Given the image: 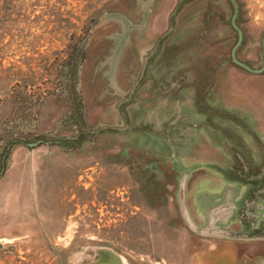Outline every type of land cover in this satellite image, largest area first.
<instances>
[{"label": "rangeland", "instance_id": "374dc122", "mask_svg": "<svg viewBox=\"0 0 264 264\" xmlns=\"http://www.w3.org/2000/svg\"><path fill=\"white\" fill-rule=\"evenodd\" d=\"M17 142L23 165L3 177ZM263 156L264 0H0V264L264 254L192 229L177 192L182 177L201 223Z\"/></svg>", "mask_w": 264, "mask_h": 264}, {"label": "flooded vegetation", "instance_id": "af4514ba", "mask_svg": "<svg viewBox=\"0 0 264 264\" xmlns=\"http://www.w3.org/2000/svg\"><path fill=\"white\" fill-rule=\"evenodd\" d=\"M240 166L249 175L235 177L237 188L229 192L226 190L219 200L210 203L207 218L204 217L201 223L193 220L182 201L183 178H180L177 189L179 208L181 216L192 229L210 236L264 240V156L260 165L246 160ZM260 256L259 261L264 264V254Z\"/></svg>", "mask_w": 264, "mask_h": 264}, {"label": "crops", "instance_id": "0c3cea01", "mask_svg": "<svg viewBox=\"0 0 264 264\" xmlns=\"http://www.w3.org/2000/svg\"><path fill=\"white\" fill-rule=\"evenodd\" d=\"M25 154V149L20 142L14 143L8 150V162L4 168L3 177L5 176H15V172L19 170V166L23 164L20 163L21 156ZM25 165V164H24ZM188 209V208H187ZM189 211V210H188ZM244 243L248 241H256L254 239L242 240ZM253 249V246H250L249 249L239 250V247H234L232 245H227L223 242L220 246H217L216 250L212 254L205 255L204 258L215 259L217 254H219V260L221 264H261L259 259L262 255L261 250H256L255 252H249ZM210 260V261H212ZM243 261V262H242ZM212 263V262H211ZM213 264V263H212Z\"/></svg>", "mask_w": 264, "mask_h": 264}, {"label": "trees", "instance_id": "16d2710c", "mask_svg": "<svg viewBox=\"0 0 264 264\" xmlns=\"http://www.w3.org/2000/svg\"><path fill=\"white\" fill-rule=\"evenodd\" d=\"M83 44H85V37H83L82 39H78L77 43L74 44L73 50L70 54V57L73 58V60L68 65V90L72 92L74 95H75V90H74L73 79H75V66H76V63L81 61L83 58ZM73 103H74L75 109H77V105H79L78 99H73ZM81 123H82V118L78 119V124L80 125ZM42 140H49L50 142H55V143H60V144L62 143L61 141H56L53 138H49V139L43 138ZM17 141H19V139H17ZM8 145L4 147L3 154H2L3 156H4V153H6L7 151V147H9ZM1 166H3L2 161L0 163V167Z\"/></svg>", "mask_w": 264, "mask_h": 264}, {"label": "water", "instance_id": "95a60500", "mask_svg": "<svg viewBox=\"0 0 264 264\" xmlns=\"http://www.w3.org/2000/svg\"><path fill=\"white\" fill-rule=\"evenodd\" d=\"M34 142L29 141L28 144L32 145ZM80 264H123V262L118 253L109 248L100 247L97 249L95 258Z\"/></svg>", "mask_w": 264, "mask_h": 264}]
</instances>
